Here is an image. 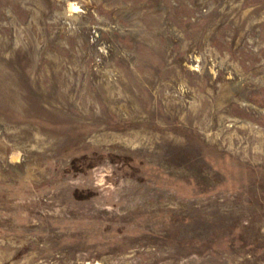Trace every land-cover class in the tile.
<instances>
[{
	"label": "rangeland",
	"instance_id": "1",
	"mask_svg": "<svg viewBox=\"0 0 264 264\" xmlns=\"http://www.w3.org/2000/svg\"><path fill=\"white\" fill-rule=\"evenodd\" d=\"M0 264H264V0H0Z\"/></svg>",
	"mask_w": 264,
	"mask_h": 264
}]
</instances>
